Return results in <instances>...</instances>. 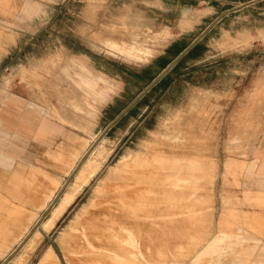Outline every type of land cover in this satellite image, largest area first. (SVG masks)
<instances>
[{"label": "rangeland", "instance_id": "374dc122", "mask_svg": "<svg viewBox=\"0 0 264 264\" xmlns=\"http://www.w3.org/2000/svg\"><path fill=\"white\" fill-rule=\"evenodd\" d=\"M18 4L8 15L0 8V115L22 105L39 118L35 128L42 123L53 131L19 135L0 121V264L110 123L225 10L92 149L85 161L110 156L55 227L41 230L7 264H40L51 246L60 264H76L68 240L77 214L129 149L158 166L165 157L202 164L194 169V197L178 202V221L137 236L148 259L143 264H264V178L247 173L257 152L264 157V0ZM84 78L96 81L104 99L84 100ZM111 184L98 194V205L112 204ZM116 219L105 213L103 222ZM115 238L114 248H99L123 260L93 254L92 264H134L129 251L137 249L127 246V235Z\"/></svg>", "mask_w": 264, "mask_h": 264}, {"label": "bare ground", "instance_id": "6f19581e", "mask_svg": "<svg viewBox=\"0 0 264 264\" xmlns=\"http://www.w3.org/2000/svg\"><path fill=\"white\" fill-rule=\"evenodd\" d=\"M82 82L85 84L81 87L86 93L84 100H89L91 97L94 98L96 95L101 98L103 97L104 94H101V91L96 89V81L84 78ZM95 137L97 138V136ZM109 156L110 153H105L99 159H87L82 164L72 181L50 209L48 216L43 220L29 242H26L25 246L29 245L35 235L41 230L50 231L55 227L57 221L77 199L85 186L101 170ZM151 161L148 154L142 151L127 150V152L120 156L116 166L108 171L107 178L96 188L89 204H84L80 209L77 214L78 220L75 230L71 233L68 240V243L72 244L71 250L75 253V255L70 254V258L71 260H76V264H92V261L95 260V255L93 254L104 256L109 253L108 256H113L112 258L117 260H123L121 258L123 256L116 251L106 252L100 250V248H106L107 246L114 248L116 245L115 237L119 235L120 231L127 235V246L137 249V251H129L132 253L130 259L133 260L132 257H134V264H143L147 258L140 248L137 236H142L143 231L147 232L151 229L154 233L156 224H160V230H162L163 225H170L171 227L178 221V202H184V200L185 202L191 201L194 197V193L191 190L194 169L201 168L202 164H193L188 161L180 163L169 162L167 157L162 160L163 166H158V164H154ZM255 168L256 160L247 167V173L249 175L255 173ZM135 175L137 176L134 177ZM126 176V181L121 180ZM154 180L158 181V184L155 185ZM140 182L146 185L143 186ZM109 183H112L110 195L112 204L104 207V201H101L99 205L105 209L96 211L92 208L89 209V207L94 206L98 208V201H96L98 194L104 192ZM123 185H127L129 188L120 189ZM55 194L57 193L54 192L50 195L49 200L56 196L52 200L54 202L58 196V194ZM48 204L47 202L43 208L47 207ZM120 205L125 208V211H122ZM186 205L188 208L190 207L189 203H186ZM49 207L46 209L48 210ZM87 212L88 216L85 217ZM105 213H109L114 219L115 216L117 217L114 223L105 224L103 222ZM261 222L264 221L262 220ZM105 234L110 235L107 236ZM107 241H110V245H108ZM21 243L22 241L19 245ZM155 245L156 243H153V246ZM144 247H146L145 242ZM87 251L94 253L87 254ZM83 252L85 253L82 254ZM40 264H60L58 254L53 246L47 250Z\"/></svg>", "mask_w": 264, "mask_h": 264}, {"label": "crops", "instance_id": "0c3cea01", "mask_svg": "<svg viewBox=\"0 0 264 264\" xmlns=\"http://www.w3.org/2000/svg\"><path fill=\"white\" fill-rule=\"evenodd\" d=\"M19 0H0V8L4 14H11L14 12L19 4ZM11 99H9L10 101ZM19 105L17 112H12L9 109H4L2 114L0 115V121L8 130L21 135L22 133L27 132L28 135L32 133H37L39 135L49 134L53 131V129H47L44 125L39 126V128H35L36 121H39L35 112L31 111L33 109L28 108L23 109ZM36 111V110H35ZM52 128V127H50ZM26 130V131H25ZM2 141L5 142L3 144L7 145V148L14 150L16 147L13 144L2 138ZM14 148V149H13ZM256 168L255 174L257 177L264 178V157L262 158L260 154L256 155Z\"/></svg>", "mask_w": 264, "mask_h": 264}, {"label": "water", "instance_id": "95a60500", "mask_svg": "<svg viewBox=\"0 0 264 264\" xmlns=\"http://www.w3.org/2000/svg\"><path fill=\"white\" fill-rule=\"evenodd\" d=\"M256 1V0H254ZM229 13V10H225L215 21L213 24H211L206 30L203 31V33L197 37L189 46H187L166 68L136 97L135 100H133L111 123L110 125L103 131V133L100 135V137L96 140V142L93 144V146L89 149V151L84 155L80 163L77 165L76 169L72 173V175L69 177L68 181L66 182L65 186L61 189V191L58 193L57 198L55 201L51 204L49 209L45 212V214L41 217V219L37 222L34 229L31 231V233L24 239V241L15 249V251L11 254L10 257H8L5 262L2 264H7L9 261L12 260V258L18 253V251L25 245V243L30 239V237L33 235L35 230L40 226L42 221L45 219V217L49 214L50 209L52 206L56 203L57 199L60 197V195L63 193L65 188L68 186V184L72 181L75 174L89 155V153L92 151V149L102 140L104 135L111 129L132 107H134L140 99L149 92L206 34L207 32L215 25L217 21H219L221 18H223L225 15Z\"/></svg>", "mask_w": 264, "mask_h": 264}]
</instances>
